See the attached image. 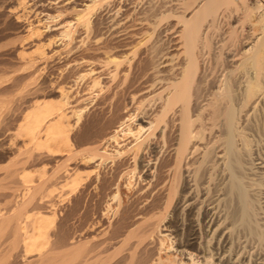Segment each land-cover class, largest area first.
Here are the masks:
<instances>
[{
  "label": "bare ground",
  "instance_id": "6f19581e",
  "mask_svg": "<svg viewBox=\"0 0 264 264\" xmlns=\"http://www.w3.org/2000/svg\"><path fill=\"white\" fill-rule=\"evenodd\" d=\"M102 1L114 2L106 13L105 34L111 33L96 37L89 53L112 66L114 85L91 78L97 94L71 116L65 91L58 101H30L6 116L20 117L13 140H24L19 154L30 161L35 152L75 153L71 132L91 113L96 135L77 153L82 161L97 160L98 171L93 178L64 171L49 193L58 192L61 213L53 203L46 212L27 211L48 180L46 169L33 172L25 159L10 173L16 187L6 194L14 204L0 225L21 220L17 247L25 260L35 257L27 264H51L57 250L60 264H264V0H143L144 11L130 25L132 13L121 16L124 0ZM96 3L81 2L75 11L88 29ZM57 26L71 45L74 25ZM28 32L42 33L30 23ZM86 32L79 45L91 37ZM47 57L43 46L30 64ZM137 83L143 87L135 91ZM111 144L109 153L104 148ZM109 164L113 174L102 171ZM124 185L135 191L127 205ZM73 201L78 213L71 224ZM172 249L175 259L163 260L160 254Z\"/></svg>",
  "mask_w": 264,
  "mask_h": 264
},
{
  "label": "rangeland",
  "instance_id": "374dc122",
  "mask_svg": "<svg viewBox=\"0 0 264 264\" xmlns=\"http://www.w3.org/2000/svg\"><path fill=\"white\" fill-rule=\"evenodd\" d=\"M63 1L64 3H62ZM92 1H98V3H96L97 5L93 4L94 7L91 10L92 14L89 15L91 26L88 29L86 24L85 26H83L84 23L82 24L78 23L75 11H77V9L80 8L79 3L84 2V4L92 5L91 4ZM138 1L124 0L120 4V6L122 7L121 16L123 18L127 14L132 13L131 15L132 17L129 18L130 19L129 22L127 21V25L133 24V22H135V19L139 16V14L144 11L143 9L145 8V5L144 3H142L143 0L141 2ZM145 1H150V0H145ZM22 2L26 3V10H23V6L21 5ZM135 2L137 3L135 4ZM112 3L114 4V2ZM112 3L102 0H68V1L67 0H57V1L56 0H24V1L0 0V71H1L0 72V92H1L0 95V207L1 208L0 209L2 211L1 214L7 213L6 215L0 214V217L2 218V219L0 218L1 220L0 224H2L4 220L3 217H7V215H9L11 209L12 202L9 203L7 201V196L11 189L10 187L12 188L16 187L14 186L15 184H11L13 180L10 177L11 178L10 181L9 178L10 173L12 174L14 170L21 168L22 166L21 164L23 162L25 163L26 161H28L29 164L27 165V168L33 172L38 171L41 168L46 169L47 180H48L45 183V187H43L45 191L43 190L42 186L41 188H39L40 190L38 189L36 193L37 195H35L37 198L34 197L35 201L34 200H33L34 202L32 201L33 204L31 203L29 205L30 207L28 206L27 211L43 209L42 211L46 212L47 210L49 211L48 206L52 205L53 203L54 205L57 206V209H59L58 212L61 213L60 211L61 206L59 204V200L57 197L58 192L54 194H49V193L53 189L54 190L58 189L59 187L58 184L60 183L61 178L64 176L63 175V173H65L64 171H66V169L78 170L84 175L91 174V178H93L95 172L98 171L97 160L82 161L80 156L81 154H78L79 151L83 150V148H85L84 150L88 148L87 144L90 143L89 142L90 138L96 135V133L93 132L95 130L93 128V122H91L92 120H90L91 116H89L91 113L87 115L85 118H83L80 124L71 132V139L75 146V151H74L75 153L69 156L68 154L65 153L50 155L47 153L35 152L33 153V157L30 161L29 159H27L28 153H26V155L24 154L25 151L23 153L24 156H21L22 154L21 155L19 154L20 150L22 151L24 150L23 148L26 147V144H24V140L17 139L15 142L13 140L14 139L13 137L15 136L16 133V129L18 127L20 117H17L18 118L17 120L16 117L13 118L9 116V118H7L6 116L11 110L14 109L15 110L18 109L20 112L21 110L24 111L26 106H28L29 103L30 104L32 103L30 101H36L37 99H42L44 97H47L48 100L58 101L61 97L60 94L62 91H65L66 93L69 103L68 105L69 110L67 111V113L71 116L72 115L71 113L73 111H76L82 108L83 106H85L86 104H88V102H85V99H88L89 96L91 97L97 94L96 89L93 90L91 88L92 85L91 78H99L103 87L105 85L107 86V84L108 87L109 86L112 87L114 85V84L111 85L113 82H111V78L109 75L111 72V71L109 72V70L113 69L112 66L103 65L106 60L105 58H103L104 56H100V55L93 56L91 54L92 52L90 49L91 47H93L92 44L96 37L97 38L103 37V39L106 40L109 38V34L111 32L107 34V36L105 33H108L106 28L109 25L106 23H108L109 16L111 14H106V13L113 5ZM115 4H119V3L115 2ZM127 4H130L131 7L130 5L128 6ZM59 12L63 14V16L59 20L49 19L48 15L50 14L55 15L58 14ZM116 20H119V18L115 19V21ZM62 22H64L65 24L72 23L74 25L72 27L74 41L72 42L71 45L68 39L62 38L59 28L60 26H57ZM29 23L40 27L42 33L35 35L29 34L28 32ZM96 28L97 30H95ZM85 30L86 31L88 30V32H90V33L86 32V34H89V36L91 37L87 36L85 42L87 41L88 42L85 43L84 46L79 45L77 43V40L79 41V37L85 34ZM153 38H154L153 41L149 42V44L146 45L147 48L152 46V44L156 41V36ZM105 41L103 40V42ZM43 46L48 52V57L44 61H40L36 64L31 65L30 61L32 60L33 57L36 56L37 50ZM142 51L143 49H140L138 52L141 53ZM138 52L136 54L134 53L135 56L133 54L130 55L129 57L130 61L132 60L133 62H135L134 57L136 56L137 59L139 58L140 53L138 54ZM108 66L110 67L107 68ZM90 71L93 72L91 77L89 76L86 79L80 78L81 75L87 74ZM139 75L140 74H138L137 76ZM141 84L142 83H139L137 86L134 85L133 90L135 91H138L139 89L141 90L140 87H143ZM106 86L105 88H107ZM25 89L28 90L26 91ZM140 95L143 94L140 93ZM140 95L139 97H141ZM94 104L96 103L94 102L93 105ZM19 105L22 106L20 107ZM23 105L25 106V108ZM89 108H91V106H89ZM20 114L21 113H19V116ZM74 122L75 119L71 118V123L74 124ZM107 146L104 148L106 151H108L109 153L114 151L113 144H111L110 147ZM83 151H81L80 153H83ZM25 159L27 160L25 161ZM32 160H34V162L30 164ZM147 160L148 159L146 157L145 161L143 162H146ZM106 167L108 169H105V167H103L102 171L107 173L110 172L109 174H111V172L113 174L116 168V166L113 164L106 165ZM143 177H145L144 179H147L148 177L150 178V173L142 175V179ZM8 180L10 181V183ZM145 184L146 182L141 183L140 188L142 187V185L144 186ZM18 185L17 187H19ZM121 192H122L121 193L122 204L124 203L125 205H127L131 201V198L134 195L133 193H135V191L128 190L126 188V185H124L123 188H121ZM40 197H42L43 199ZM37 199H39V201L40 199H42V201L38 203ZM74 201L77 202L76 199ZM74 201L70 205V208L68 210L69 217L71 218V224L73 223L78 213L77 205ZM116 203H117L116 201L111 202L114 208H116L115 207ZM45 206L46 208H44ZM61 218L62 217H59L60 220L58 219L57 229H56L57 234H59L58 231L61 230L60 229L61 227H59L61 226L60 223H62ZM14 220L12 221L13 224L11 223L10 228L9 226L0 225V242H1L0 264H27L29 261L35 258L34 256H30L29 259L27 258L28 260H25L23 258L21 246L17 247L18 239L16 238V234L18 230L14 229L16 228L15 226L17 222L20 223L21 220L16 219L15 222ZM71 224H70V228H71ZM7 227L9 228V230L7 229ZM166 247H168L167 243H166ZM164 251L160 254L163 260H165V258L175 259L174 258L176 256L175 250L173 251L172 249V250H164ZM57 252H58L57 254L60 253V251L58 250ZM57 254L54 253V255ZM54 255H52L53 257L51 256V259L53 258L51 264H60L61 255L59 254V256L56 257ZM185 262H188V260Z\"/></svg>",
  "mask_w": 264,
  "mask_h": 264
}]
</instances>
